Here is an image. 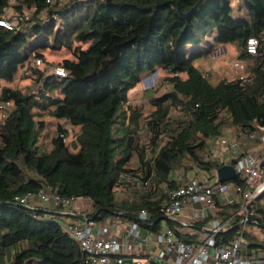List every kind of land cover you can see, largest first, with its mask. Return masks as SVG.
I'll return each mask as SVG.
<instances>
[{
    "label": "trees",
    "instance_id": "trees-1",
    "mask_svg": "<svg viewBox=\"0 0 264 264\" xmlns=\"http://www.w3.org/2000/svg\"><path fill=\"white\" fill-rule=\"evenodd\" d=\"M243 1L244 11L234 18L232 0H13L17 17L12 20L5 13L10 0H0V21L33 11L11 29L0 25V85L23 68L37 84L33 92L0 86V101L12 103L0 121V264H85L62 229L64 207L16 200L40 191L89 200L85 217L96 224L115 218L152 235L166 224L176 240L197 245L210 220L231 218L226 231L214 237L215 245L235 238L242 219L233 215L237 204L225 203L190 223V234L161 209L190 173L215 180L218 168L258 143L242 146L230 162L213 160L207 150L226 125L238 134L264 126V0ZM55 18L61 21L56 30ZM208 36L213 38L208 48L197 50ZM250 37L259 39L256 55L246 53ZM219 45H236L246 77L212 84L195 66ZM63 48L70 53L57 66L65 70L64 78L32 68L36 59L46 62V50ZM157 68L168 74L170 89L150 98L153 110L143 119L128 95ZM44 116L78 128L75 142L67 144V131L58 126L49 149L42 150ZM141 124L148 144L140 140ZM175 172L180 179L172 177ZM125 178L138 180L144 192L117 199L115 189ZM217 182L243 184L239 176ZM263 201L264 193L249 205L256 213L250 220L262 229ZM243 237L249 241L244 247L253 248L246 230Z\"/></svg>",
    "mask_w": 264,
    "mask_h": 264
},
{
    "label": "built area",
    "instance_id": "built-area-1",
    "mask_svg": "<svg viewBox=\"0 0 264 264\" xmlns=\"http://www.w3.org/2000/svg\"><path fill=\"white\" fill-rule=\"evenodd\" d=\"M65 0H46L47 4L54 2L63 3ZM8 10H6L7 15ZM27 20L28 15L24 14L15 22L0 21V25L7 29L17 24V21ZM264 39V33L262 34ZM259 48V39L250 37L245 44L246 53L256 55ZM42 65L40 59H36L32 68ZM54 75L64 78L66 72L62 67L54 68ZM241 78V77H240ZM12 103L0 101V121L6 119L10 113ZM256 145L234 158L232 164L236 176L242 179L243 184L229 183L220 184L217 178L213 181L199 180L197 178L186 179L178 188L169 193V202L161 209L164 215L175 218L184 208L193 204H199L203 208L194 214V220L205 219L208 210H215L218 198L226 199V204H237L238 208L233 215L242 216L237 223V235L226 246H216L214 237L220 232L226 231L230 226L231 218L212 219L200 230V240L197 245L184 243L176 240L171 229H165L161 234L156 235V244L160 246L157 252L159 260L170 254L174 255L175 264H264V253L252 250L250 253L243 252L244 237L247 224L253 226L263 233L264 229L258 227L254 219L256 213L249 208V205L264 193V126L254 125V131L243 130L232 138L219 137L218 144L229 150L232 154H238L242 146ZM234 191V197L229 198L228 193ZM38 200L41 204L48 206H61L69 208L76 199L62 198L56 193H45L40 191L33 195L27 193L16 200L21 204H28L32 200ZM141 219L146 217L141 212ZM182 227H189L187 221L180 222ZM63 231L78 245L84 256L85 264H144L140 260L129 261L122 257L123 244L116 238H105L104 231H95L96 223L88 220L85 216L78 221L62 223ZM130 236H140L139 227L135 223L129 226ZM141 237V236H140ZM145 241V240H143ZM260 252V253H259Z\"/></svg>",
    "mask_w": 264,
    "mask_h": 264
},
{
    "label": "rangeland",
    "instance_id": "rangeland-1",
    "mask_svg": "<svg viewBox=\"0 0 264 264\" xmlns=\"http://www.w3.org/2000/svg\"><path fill=\"white\" fill-rule=\"evenodd\" d=\"M13 5V0H10V8L8 9L6 15L7 19L14 20L17 17V13L14 11V8H12ZM244 6L245 4L243 0H232V7L234 10L232 15L234 18L238 16L236 12H238L240 8H242V10L244 11ZM32 12V10H25V14H27L28 17H30ZM239 16L244 17V12L239 13ZM55 21L56 30L60 28L61 21L57 18H55ZM212 40L213 38L211 36L206 37L204 44L201 45L197 50L207 49ZM78 45V43H73V46ZM238 55L239 52L236 45H219L211 54L196 61L194 64L203 72L204 75H206L209 82L215 84L222 79L230 80L237 77L247 76L245 64L238 60ZM44 57L46 62L40 65L39 68L46 70L49 74H54V68L59 66L58 64L63 59L70 58V53L64 48L61 50L50 49L45 51ZM167 76L168 74L166 72L157 68L153 72L144 74L142 76L141 82L132 91L129 92V105L132 108L139 110V112L142 113L143 119H145L153 110L149 104L150 98L153 96H159L170 89L169 83L165 80ZM0 86L10 87L21 92H33L35 91L37 84H35L33 77L27 74L26 69L23 68L16 74L12 82H1ZM43 122L45 124V129L39 135V146L42 150L49 149L50 139L56 133L58 126L67 131L68 136L65 139V142L67 144L75 142V135L78 132V128L73 127L64 121H56L52 118H49L48 116L43 117ZM143 126L144 125L141 124L140 140L143 144H148V137ZM236 134H238V132L234 131V129L226 125L223 127L221 136L228 139L234 137ZM207 150L209 151V155L213 160L226 161L233 156V154L229 152L227 148L218 144V138L212 139L208 142ZM176 173L180 174V172ZM192 175L193 173H190L188 176L190 177ZM142 192H144V189L140 187V185L138 184V180L131 181V178H125L123 179V183H121V185L115 189V196L117 199H131L132 197L137 196ZM260 204L264 206V201ZM259 235L262 238V240H258V243L260 245L259 247H264L263 233L261 234L260 232ZM10 260L11 259H9L8 262H10Z\"/></svg>",
    "mask_w": 264,
    "mask_h": 264
},
{
    "label": "crops",
    "instance_id": "crops-1",
    "mask_svg": "<svg viewBox=\"0 0 264 264\" xmlns=\"http://www.w3.org/2000/svg\"><path fill=\"white\" fill-rule=\"evenodd\" d=\"M230 159L223 161V162H230ZM172 177L174 179L175 178L180 179L181 174H178L175 172L173 173ZM203 177H204L203 180H209V181L214 180V179L212 180L211 178H207V175L205 174L203 175ZM188 178H196V177L192 175ZM227 197L233 198L234 191L231 190L228 193ZM225 200L226 199L218 198V203H217L218 206L215 209L216 211H219L221 209L220 207L225 205ZM31 203L34 205H37L39 202L38 200L34 199ZM202 208L203 207L199 204H193L189 207L184 208L183 211L177 217L170 219V220L176 222L177 225H181L180 222H185V221H187L190 224L195 221L193 218L194 214ZM212 211L214 210H208V214H212ZM226 211L230 213L229 210H226ZM90 212H91V206H90L89 200L76 199L69 208H65V211L62 213V214H65L64 215L65 217L61 218L60 222L64 223V222H69V221H78L80 220L81 216H85ZM129 226L130 224L122 223L120 220L112 218L102 223L96 224L95 231L99 232L101 230H105L104 235H103L105 238L119 239L121 243L123 244L122 257L129 261L140 260L144 264H153V263L154 264H175L174 255L172 254H170L169 256L165 257L162 260H159L157 258V252H158V249H160V246H157L156 244V235H152L149 232L139 228L141 237L139 236V237L134 238L130 236L129 234ZM168 228L169 227L166 224H163V231ZM177 229L178 230L180 229L184 233H189V234L194 233V231H192V229L189 227L177 226ZM245 229L250 234V236H252V239L255 245L253 248L247 249V247H244V245H247L249 241L244 240V243L242 245L243 252L250 253L252 250H255V251L257 250V252L260 251L264 253V247H259L260 245L258 243V240H262V238L259 235L261 231L257 230L256 228H254L253 226L249 224L245 226ZM198 239L200 240V235H198Z\"/></svg>",
    "mask_w": 264,
    "mask_h": 264
},
{
    "label": "water",
    "instance_id": "water-1",
    "mask_svg": "<svg viewBox=\"0 0 264 264\" xmlns=\"http://www.w3.org/2000/svg\"><path fill=\"white\" fill-rule=\"evenodd\" d=\"M193 9H191L184 17H188L192 14ZM216 178L219 182H229L236 179V173L232 164H225L218 168L215 172ZM169 219H173L170 218Z\"/></svg>",
    "mask_w": 264,
    "mask_h": 264
}]
</instances>
